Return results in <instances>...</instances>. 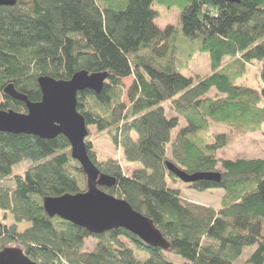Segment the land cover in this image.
Masks as SVG:
<instances>
[{
	"label": "trees",
	"instance_id": "obj_1",
	"mask_svg": "<svg viewBox=\"0 0 264 264\" xmlns=\"http://www.w3.org/2000/svg\"><path fill=\"white\" fill-rule=\"evenodd\" d=\"M15 1L0 8V111H27L23 102L2 94L7 86L36 104L40 78L66 82L82 71L105 74L99 94H77L76 110L88 136L91 127L108 133L123 160L140 168L126 176L117 160L98 162L85 140L90 161L115 179L112 187L99 189L149 219L168 249L147 247L122 229L92 235L48 217L44 198L86 191L68 141L0 133V251L18 247L37 264H175L169 255L179 257V264H264V159H218L228 136L211 131L213 124L247 135L264 124V0ZM154 4L178 11L184 38L198 40L195 53L208 55L210 75L194 82L179 72L178 29L157 27ZM226 59V67L236 69L233 80L247 64L258 62L260 84L235 85L218 72ZM166 102L170 116L162 107ZM180 120L185 125L173 137ZM23 163L30 168L5 186L2 181ZM166 163L190 175L219 174V183L185 185L198 192L222 190L220 208L184 202L180 191L166 184V177L178 180ZM21 224L27 227L19 231ZM89 238L96 244L85 252ZM135 251H146L147 259L137 260Z\"/></svg>",
	"mask_w": 264,
	"mask_h": 264
},
{
	"label": "water",
	"instance_id": "obj_2",
	"mask_svg": "<svg viewBox=\"0 0 264 264\" xmlns=\"http://www.w3.org/2000/svg\"><path fill=\"white\" fill-rule=\"evenodd\" d=\"M237 3L238 0H223ZM15 0H0V8L12 7ZM106 79L105 74L78 72L69 81H55L45 77L38 79L41 101L31 104L7 86L2 94L21 101L26 113L0 111V133L29 135L41 140H52L63 136L69 143L71 159L78 163L86 179V191L76 195L57 198L46 197L42 208L50 218L85 229L92 235H101L111 230L122 229L136 237L147 247L162 251L168 249L167 242L153 223L135 212L124 199L102 192L101 187H112L115 179L101 174L90 161L85 148L88 137L84 118L77 112V94L86 90L99 94ZM166 168L183 184L197 181L219 183L217 173L187 174L171 163ZM0 264H37L26 258L18 247H6L0 251Z\"/></svg>",
	"mask_w": 264,
	"mask_h": 264
},
{
	"label": "rangeland",
	"instance_id": "obj_3",
	"mask_svg": "<svg viewBox=\"0 0 264 264\" xmlns=\"http://www.w3.org/2000/svg\"><path fill=\"white\" fill-rule=\"evenodd\" d=\"M154 10L158 13V18L155 20V24L159 29H164L167 26L178 29V34L175 38L174 45L176 46V59L177 68L179 72L185 77L194 78V82L197 79L204 78L211 74L209 57L207 54H197L195 50L198 47V40H188L184 38L180 31L179 26V13L176 9L166 10L156 4L153 6ZM230 61L228 59L224 60L222 67L218 72L226 74L233 80V72L236 70L234 67L233 71H230V67L226 65ZM260 64L258 62H252L246 65L243 75L234 81L235 85L246 86V87H256L260 84L259 82V68ZM195 77H198L197 79ZM125 86H129L131 79H126L123 81ZM211 97L215 96V92H211ZM124 99V98H123ZM1 101V95H0ZM166 114L171 115L169 110V102L162 104ZM184 121L180 120V126L173 133V137L178 132L180 128L184 126ZM90 135L85 139L92 143V150L95 153L96 160L98 162H105L108 159H114L120 164L123 173L129 176L131 172L140 168L139 164L127 163L123 160L120 150L115 148L111 143L110 135L106 132L98 133L93 127L89 129ZM211 131L214 134H226L228 136V146L217 151L216 155L218 159L235 161L239 159H264V124L258 132L241 135L235 131H230L229 129L216 126L211 124ZM113 133V129L110 130ZM29 163H23L16 166L12 170V174L7 179L3 180L2 183L5 186L8 184H13V177L15 175L23 174L28 168H30ZM166 184L169 188L176 189L180 191L181 199L184 202L197 204L200 206H206L218 210L220 208L221 198L223 196V191L220 189H211L203 192H198L188 188L185 184L179 180H171L166 177ZM0 222L1 216H0ZM12 219L9 218L7 224H11ZM27 227L26 224H21L18 226V230L22 231ZM120 243L124 246H130L129 242L125 239L120 238ZM96 241L89 238L85 241V252H90L93 250ZM14 247V246H13ZM254 247L246 248L242 252L241 262L245 261L247 256L252 252ZM134 256L137 260L144 261L147 259L148 255L146 251H135ZM169 260L175 264L182 263L179 257L169 255Z\"/></svg>",
	"mask_w": 264,
	"mask_h": 264
}]
</instances>
